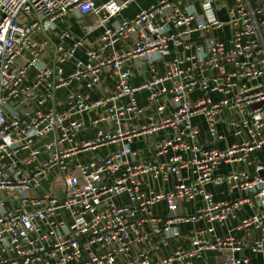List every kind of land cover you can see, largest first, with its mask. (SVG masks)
<instances>
[{
  "label": "built area",
  "instance_id": "1",
  "mask_svg": "<svg viewBox=\"0 0 264 264\" xmlns=\"http://www.w3.org/2000/svg\"><path fill=\"white\" fill-rule=\"evenodd\" d=\"M97 1L0 0V264H192L212 252L225 256L217 264H246L236 256L240 242L215 229L243 206L256 207L237 228L259 231L250 252L264 251V161L249 159L264 147V0H159L130 20L117 17L134 0ZM222 10L227 22L217 16ZM72 16L86 31L100 29L99 40L83 48L62 32L57 65L49 67L46 41L36 37ZM126 40L130 47L117 50ZM81 49L83 59L76 57ZM166 57L159 76L156 66ZM142 63L149 78L131 86ZM65 64L72 67L68 76ZM106 67L113 85L100 97L69 91L59 111L47 108L55 89L72 82L98 89ZM195 91L202 96L192 101ZM141 92L144 107L137 103ZM224 110L234 117L224 125L235 142L204 149L193 118L201 117L210 137L221 139L217 118ZM89 112L96 113L94 136L78 143ZM164 131L152 157L132 147L136 138ZM112 145L104 158H77ZM221 164L253 172L217 174ZM169 180L168 191L141 190L144 183ZM221 185L241 197L215 202L206 187ZM122 196L126 202L117 203ZM198 198L200 205L184 215L181 204ZM161 203L167 213L158 219L151 213ZM199 223L204 226L190 232L186 250L153 259L135 250L144 240L131 236L135 229L147 225L167 245L180 225Z\"/></svg>",
  "mask_w": 264,
  "mask_h": 264
},
{
  "label": "crops",
  "instance_id": "2",
  "mask_svg": "<svg viewBox=\"0 0 264 264\" xmlns=\"http://www.w3.org/2000/svg\"><path fill=\"white\" fill-rule=\"evenodd\" d=\"M159 0H134L125 10H123L119 16L118 20H130L132 19L140 10L145 9ZM101 3H98L100 5ZM89 21L86 20L85 25H89ZM69 31L74 40H81L83 42V48H89L95 45L99 37L101 35L100 29L92 30L91 32L86 31L81 26L80 21H78L75 17H70L68 20L58 23L54 30L48 31L45 35L37 36V40L42 42L46 41V50L43 56L44 62L47 66L53 67L57 65L56 62V47L61 43L59 39V35L64 32ZM66 45H70L71 41L64 42ZM130 40H126L124 43H120L116 46L117 50H123L125 48L130 47ZM110 52V51H109ZM106 51V54L109 53ZM76 57L83 59V51L82 49L76 53ZM169 57L164 58L159 61L156 66V71L159 76L163 75L166 71V62L169 60ZM64 68V76H68L71 73L72 67L71 64L63 65ZM135 73L129 79V84L134 87L140 86L149 78V73L147 72V68L144 63L138 68V70H134ZM113 85V81L110 75V69L106 67L102 72V80L98 89L88 92L82 86L72 82L69 86L61 87L59 89H55L53 92V98L47 103V108H54L59 111L61 109V105L64 101V98L69 91H78L82 94L87 95L91 100H95L100 95L106 91H108ZM201 93L199 91H195L191 93L188 98L190 100L195 101L201 97ZM214 99H217V95H211ZM147 94L141 92L137 95V103L140 107H144L146 102ZM95 112L86 113L83 116L84 128L80 132L77 138L78 143H83L89 141L94 136V131L90 127V121L94 117ZM229 118H234L232 114L224 110L222 114L217 118V135L221 137V139L211 138L206 125L201 117H194L193 123L196 124L199 128L198 141L200 145L204 149H218L224 150L235 142V139L231 135V130L227 129L224 125V121ZM136 125V123H134ZM166 131L160 132L154 136H140L135 139L132 147L138 151H140L141 156L143 158L152 157L151 155V147L153 142L164 137ZM116 149L115 145L99 148L95 152H85L81 153L77 156L80 161H92L99 158H104L109 155L113 150ZM250 160L256 162L264 161V147L261 151L255 152L250 155ZM246 170L249 173L253 172L252 167L246 168L244 165L239 164H221L217 167V174H226L231 170ZM182 177L186 178L188 176L187 171L182 172ZM172 188V180L164 183H154L151 185H147L144 183L142 185V192L147 193L151 190H163L168 191ZM206 190L212 194V198L215 202H223V201H236L241 197V195L236 192H230L229 189L225 185L221 186H207ZM117 203L126 202V198L124 196L116 199ZM200 205V199L198 198L194 202H185L182 203V210L184 215L192 214L195 209ZM257 210L256 207L249 208L248 206H243L241 211H238L236 217L228 219L222 226H216L215 233L218 236L230 235L235 240L240 242V250L236 254L237 258H245L247 259L246 264H262L264 263V251L257 255H252L250 252V246L253 240L260 237V232L255 230L254 228L248 229H238L239 221L246 217L247 215L252 214ZM167 213L166 207L163 203L159 204L156 209L152 211V216L157 217L158 219H162ZM159 226H162V223H159ZM204 226L203 223H199L197 225L184 224L178 227L177 233L174 235L172 239H170L167 245L162 243V237L160 235L154 234L149 226L145 225L142 228H138L132 231L131 236L135 237L137 234H142L144 236L143 242H141L135 250H141L148 253L149 257L153 259L158 256L169 257L172 252L176 250H186L189 248V234L193 230L197 228H202ZM224 255L222 253L212 252L207 253L204 259H194L192 264H217L220 260L224 259Z\"/></svg>",
  "mask_w": 264,
  "mask_h": 264
},
{
  "label": "water",
  "instance_id": "3",
  "mask_svg": "<svg viewBox=\"0 0 264 264\" xmlns=\"http://www.w3.org/2000/svg\"><path fill=\"white\" fill-rule=\"evenodd\" d=\"M195 6H196V8H197V11L199 12L198 4L196 3ZM217 16H218L219 20L222 21V22H227V21H228L227 15H226V13H225L224 10L219 11V12L217 13ZM224 32H225L226 35H227V36H226V39H229V29H228V26H225V27H224ZM259 176L264 177V175H263L262 172L259 173Z\"/></svg>",
  "mask_w": 264,
  "mask_h": 264
},
{
  "label": "rangeland",
  "instance_id": "4",
  "mask_svg": "<svg viewBox=\"0 0 264 264\" xmlns=\"http://www.w3.org/2000/svg\"><path fill=\"white\" fill-rule=\"evenodd\" d=\"M104 1H106V0H98L97 3H102ZM61 195H62V190L57 193L58 197H61Z\"/></svg>",
  "mask_w": 264,
  "mask_h": 264
}]
</instances>
